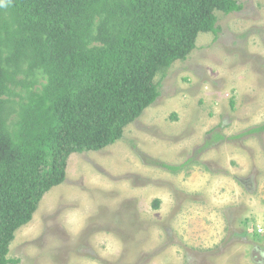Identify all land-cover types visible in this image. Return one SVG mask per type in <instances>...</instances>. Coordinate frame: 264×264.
Wrapping results in <instances>:
<instances>
[{
  "label": "rangeland",
  "instance_id": "rangeland-1",
  "mask_svg": "<svg viewBox=\"0 0 264 264\" xmlns=\"http://www.w3.org/2000/svg\"><path fill=\"white\" fill-rule=\"evenodd\" d=\"M237 1L241 11L216 12L217 34L159 73L158 99L121 141L70 156L11 259L264 264V132L246 134L264 125V0Z\"/></svg>",
  "mask_w": 264,
  "mask_h": 264
},
{
  "label": "trees",
  "instance_id": "trees-1",
  "mask_svg": "<svg viewBox=\"0 0 264 264\" xmlns=\"http://www.w3.org/2000/svg\"><path fill=\"white\" fill-rule=\"evenodd\" d=\"M241 10L237 0H0V264L20 263L9 257L16 233L65 183L70 156L121 141L158 99L159 73L219 32L216 12Z\"/></svg>",
  "mask_w": 264,
  "mask_h": 264
},
{
  "label": "built area",
  "instance_id": "built-area-1",
  "mask_svg": "<svg viewBox=\"0 0 264 264\" xmlns=\"http://www.w3.org/2000/svg\"><path fill=\"white\" fill-rule=\"evenodd\" d=\"M260 233H263V231H260Z\"/></svg>",
  "mask_w": 264,
  "mask_h": 264
}]
</instances>
